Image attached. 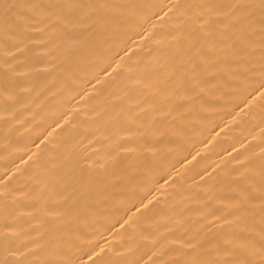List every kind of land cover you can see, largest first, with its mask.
<instances>
[{
    "label": "bare ground",
    "instance_id": "bare-ground-1",
    "mask_svg": "<svg viewBox=\"0 0 264 264\" xmlns=\"http://www.w3.org/2000/svg\"><path fill=\"white\" fill-rule=\"evenodd\" d=\"M0 264H264V0H0Z\"/></svg>",
    "mask_w": 264,
    "mask_h": 264
}]
</instances>
